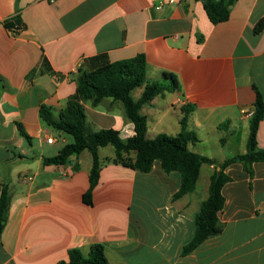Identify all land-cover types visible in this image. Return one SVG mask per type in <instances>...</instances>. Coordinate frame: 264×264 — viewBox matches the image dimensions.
Here are the masks:
<instances>
[{"label": "crops", "instance_id": "crops-1", "mask_svg": "<svg viewBox=\"0 0 264 264\" xmlns=\"http://www.w3.org/2000/svg\"><path fill=\"white\" fill-rule=\"evenodd\" d=\"M204 1L0 0V193L5 184L10 195L0 264H57L72 249L86 255L92 244L104 246L109 264H264V163H254L251 175L240 164L225 169L221 232L185 256L218 167L202 164L194 191L174 199L177 172L166 173L156 161L150 172L138 173L107 161L114 153L101 155L106 147L98 151L90 193L89 152L65 165L43 164L70 142L43 123L39 107L58 115L75 93L78 68L101 55L116 62L141 54L149 82H170L163 74L176 79L174 91L140 110L147 139L178 134L190 109L186 128L197 139L191 151L218 163L246 152L250 118L242 112L253 114L254 88L264 100V30L254 33L264 0H236L227 21L216 25ZM136 89L134 101L144 88ZM82 106L90 131L134 135L120 102ZM256 143L264 150V119Z\"/></svg>", "mask_w": 264, "mask_h": 264}, {"label": "trees", "instance_id": "trees-1", "mask_svg": "<svg viewBox=\"0 0 264 264\" xmlns=\"http://www.w3.org/2000/svg\"><path fill=\"white\" fill-rule=\"evenodd\" d=\"M236 0H205L203 8L213 24L227 21L231 6ZM5 27L10 30L20 28L6 22ZM264 30V19L259 20L254 33L258 34ZM88 68L83 66L77 70L76 90L70 97L64 108L58 115H54L51 108L46 105L39 107V117L51 129L66 134L72 138V142L65 144L57 155L44 158L45 166H61L70 162L73 155L88 151L91 155V168L89 171L88 193L92 191L98 181L100 158L98 151L107 146L112 147L114 156L111 161L132 168L134 171L146 174L151 171L153 164L158 161L161 168L170 173L175 171L180 176V187L173 196L178 199L185 194L194 191L202 164L218 167L210 177L208 197L201 203L198 212L194 216V234L191 240L182 248L181 255L185 256L195 250L205 240L217 236L221 232V224L218 213L224 205L221 190L224 184L230 181L225 169L233 164H240L245 172L252 174L254 163H264V150L257 149L256 135L259 122L264 119V100L255 89L254 112L250 117L249 132L246 143V152L235 155L218 163L213 159L199 155L189 149V144L197 141L195 135L186 128L187 117L190 109L184 110L180 120V131L174 136L159 134L153 139L146 138L147 121L140 110L143 105L148 104L154 97L163 92H171L176 89V79L163 74L164 79L170 82L154 81L146 79V63L143 55L110 62L106 56H96L89 61ZM42 65H46L45 58ZM143 87V92L134 101L131 92ZM110 98L121 103L124 118L133 124L134 135L127 139H121L119 133L112 129L90 131L86 126V117L82 102H89L92 106L98 105L103 99ZM19 134L28 140V136L18 126ZM78 165L73 166L77 170ZM10 203V195L7 185H3L0 193V235L7 221V213ZM57 264H109L104 253V246L92 244L86 255L80 249L69 251L68 260Z\"/></svg>", "mask_w": 264, "mask_h": 264}, {"label": "rangeland", "instance_id": "rangeland-1", "mask_svg": "<svg viewBox=\"0 0 264 264\" xmlns=\"http://www.w3.org/2000/svg\"><path fill=\"white\" fill-rule=\"evenodd\" d=\"M138 92H139L138 89L134 90L133 96H136ZM66 138H67V141H68V142H72V138H71L70 136L66 135ZM214 149H215V148H214ZM112 151H113L112 147L107 146L105 149H103V150L101 151V155H108V154L112 153ZM83 154H86V156L89 157V153H88V151H84ZM82 156H83V155H82ZM136 214H137V212L135 213V215H136Z\"/></svg>", "mask_w": 264, "mask_h": 264}, {"label": "built area", "instance_id": "built-area-1", "mask_svg": "<svg viewBox=\"0 0 264 264\" xmlns=\"http://www.w3.org/2000/svg\"><path fill=\"white\" fill-rule=\"evenodd\" d=\"M180 2H184L185 0H179ZM243 115L246 117V118H250L252 116V113H249V112H242ZM47 143H52L53 142V139L52 138H47L46 139Z\"/></svg>", "mask_w": 264, "mask_h": 264}]
</instances>
